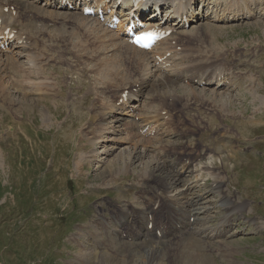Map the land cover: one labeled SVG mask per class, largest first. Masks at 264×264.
I'll use <instances>...</instances> for the list:
<instances>
[{
    "label": "rangeland",
    "instance_id": "1",
    "mask_svg": "<svg viewBox=\"0 0 264 264\" xmlns=\"http://www.w3.org/2000/svg\"><path fill=\"white\" fill-rule=\"evenodd\" d=\"M43 11L46 13L52 12ZM49 17L58 18L56 13L50 14ZM77 24L85 34L81 24ZM52 25V22L48 24L49 27H52ZM186 32L190 33L191 29ZM203 34L207 36V39L203 40L204 43L200 40V45L196 48V51L201 52V49L206 46L208 47L206 49L208 53L216 54L218 58H221L234 50L233 53H239V60L233 66H237V71H240L244 78L239 80L235 89L231 92L230 95L232 97L229 95L224 97L222 95L225 98L223 100L221 96L216 98L218 95L210 94L213 100H217V106L205 108L206 103L200 98L191 99L187 114L195 115L202 125L208 124L211 129L214 128L215 123H220L221 119L224 118L220 124H227L226 129L230 132L228 147L231 144H236L240 149L245 148V150H237L238 156L224 162L226 175L231 176L233 174L230 188L235 185L243 189V193L238 198V201L244 202L248 206L247 211L242 213L243 216L252 219V221L256 220L257 223L263 225L264 22L252 19L241 25H231L224 28L207 26ZM70 36L72 35L70 34ZM61 37H64L63 31L59 30H52L50 36L46 38L44 36L43 38L41 37L43 50H50L46 42H58ZM65 37L64 40L61 39L64 43L67 42L69 36L66 35ZM95 39L101 42V39L97 37H94L93 42ZM101 45L106 50V54L110 53L109 56H111V52L103 46L102 42ZM170 45L174 46L170 51L173 52V57L176 58H172V61H170L172 66L169 67H165L169 61L167 59L163 60L160 65L167 69L160 67V71L157 73L161 79L167 81L173 78L172 74L175 72L177 65L181 69H186L187 61L185 59L187 46L183 44L179 36L167 39L163 47ZM35 46L37 44H31L30 48ZM69 46L73 48L74 43H70ZM238 47H240L239 52L235 50ZM30 48L28 58H32ZM53 48L56 50L53 49L49 53V58H52V61L45 63L49 65L46 73L44 67L41 66L45 77H49L51 83V78L56 77L57 81L62 84V91L59 88L60 90L54 94L58 95V98L53 99L46 96H38L36 99L26 98L25 92H20L19 87L16 88L10 84L8 79L5 82L4 77L0 76L1 91L3 88L4 95L13 102L14 106L18 103L20 105V109L12 110L15 112L12 113L1 105L3 100L0 97V124L7 128L6 123L10 124L12 118L14 121L20 122L24 132V135L19 133L16 138L0 143V155L3 161V165L0 167V222L2 220L15 222L14 237L16 241L11 243V239L8 240L5 234L3 237L0 236V264H134L137 261L136 259H127V262L124 260L125 257L130 256L126 251L127 244L121 242L123 244V247H121V243L116 240H114V244L109 245V252L105 251V249L95 248L91 250L79 246L78 241L81 239L82 233L78 227H81L89 219L93 220L95 214L104 213L105 217H108L113 207H115L114 200L120 198L121 201L125 196L130 197V184L136 181L140 182V180H136L135 173L150 172L154 169V174H159L162 171L155 166H161V164L149 155L150 157L148 158L147 156H142L143 160H135L134 163L128 165V157L125 153L129 149L128 145L122 149L120 145L116 149V144L113 143L114 139L128 140L124 136L110 138L111 144L109 143L110 148H107L108 154L104 155L100 152L106 157L112 154L106 159L102 158L103 156L99 158L96 155L101 161L91 160L88 157L82 158L79 154L88 156L89 149L92 150L93 148L87 144L83 145L84 134L86 131L88 137H91L96 132L90 127H86V130L82 131L81 127L87 122L94 124L99 119L97 115L90 119L89 115H92L91 113L100 103V100L105 99L104 90L100 87L102 86L101 81L105 80L108 83L114 73H119L118 68L115 71L110 70V65H116L115 60H122L130 65H135L140 78L144 79L145 64L142 60L132 61L125 57H120V55H116L115 59L110 63H105V58L109 56L101 57V53L96 52L95 55L97 54L98 56L94 55V58H97L96 61L100 60L101 68L98 69L95 77L92 75V68L88 60H80L79 54L87 55L84 50L75 49L79 54L75 53L68 57L67 62L70 68L73 69L70 70L63 66L62 62H56L59 61L58 55L65 48V45L60 42L53 45ZM192 56L195 55L192 54ZM176 59L180 60L179 63H176ZM200 61V59H197L199 64ZM205 61L204 67L214 66L219 63L215 59H206ZM92 63H94L93 60ZM96 66H99V64L94 67ZM10 67L11 71L19 72L18 67L13 65H10ZM9 69L6 67L5 72H8ZM117 78L115 76L114 82H116ZM250 80L251 82H249ZM126 85H128L127 81L118 86ZM7 88H11V90ZM35 89L39 90V88ZM66 89L70 95H68L69 97L67 96L69 99L64 101L63 96L67 94ZM42 91L46 92L44 88H42ZM19 93H23L25 98L19 97ZM70 98L75 100V105L81 111L76 109L73 105V100H70ZM59 99L63 100L61 107L57 106ZM41 110L49 114L48 116L52 118L53 123L48 121L45 116L43 117ZM131 111L127 110V113H135L137 108L136 111ZM153 111L158 114V111L154 109ZM145 114L151 115V113ZM15 115L19 116V118L23 117L24 120L17 119ZM64 118L69 119L70 123L62 120ZM102 118H106V116H102ZM109 120H111L110 117L106 119V121ZM169 125L166 124L167 128H169ZM78 126L81 127L78 128ZM104 129L102 134L105 132L112 134L114 128L105 125ZM168 130L171 131V129ZM98 138H102L104 141L107 140L104 134L103 136H98ZM85 139H87L86 136ZM185 140L193 142L192 137H188ZM98 143L99 141L96 145ZM162 143L164 144L161 146V151L167 148L165 145L168 144L161 141L158 145ZM106 146H108V143H105L104 147ZM102 148L100 149L101 151L103 150ZM140 149L142 150V147ZM82 151L83 153H81ZM146 152L148 154L152 152V155H155V152L151 150ZM92 154L94 155L95 153L92 152L90 155ZM51 161H54V166H51ZM88 161L89 166L84 165ZM83 165L84 169L88 171L86 174L78 175L73 168L81 173ZM167 170L171 173L168 168ZM155 175L143 185L134 184L148 188L151 183L159 180ZM121 176L123 177L122 179H120ZM117 179H119L117 182L118 189L121 190L120 195L123 194V197L117 195L114 190L117 186L112 183ZM88 183L92 186L96 185V187H93L95 191H89L91 187H89ZM102 186L109 187L103 189ZM99 187L100 189H98ZM116 195L117 197L114 199ZM151 198L154 199V197ZM102 202H104L103 205L106 208L103 211L97 207ZM144 208L146 209V205H144ZM83 229L89 232L93 230L92 227L86 226H83ZM91 236H95V234H91ZM240 239L234 243L242 247V249H238V257L243 261V264H248V259H244L240 254H246L262 260L263 253L261 248L262 246L264 247V227L260 231L248 233ZM6 245L7 248L5 247ZM81 245L86 246L87 244L82 243ZM229 245L223 264H231V262L235 264L233 255L237 250L233 244ZM137 247L139 248H136L137 251L146 249L144 246ZM226 248L228 249L225 244L222 249ZM189 249L187 247L185 251ZM230 249L231 253L229 252ZM127 250H131V248ZM190 251H194L198 256L202 255L200 257L204 263L206 262L205 264H213L209 253L206 254L207 256L205 253H199L197 247L193 245ZM165 252L164 249L159 250L160 256H164ZM164 258L162 260L166 264H183L179 258L188 261V263L191 262V264L199 262L197 259H190L188 255L184 254L181 257H177L169 250ZM253 258L249 259L254 260ZM194 260L195 262L193 263ZM199 264L201 263L199 262ZM217 264H220V262L217 261Z\"/></svg>",
    "mask_w": 264,
    "mask_h": 264
},
{
    "label": "bare ground",
    "instance_id": "2",
    "mask_svg": "<svg viewBox=\"0 0 264 264\" xmlns=\"http://www.w3.org/2000/svg\"><path fill=\"white\" fill-rule=\"evenodd\" d=\"M14 1H15V3L11 5L12 8H10V13L9 14L7 13L6 15L3 14L2 15L3 19L0 22H1V25L3 27L9 26L11 28H18L20 30V33L17 35V40L18 39L21 40V45L19 47H15L12 51V53L16 56V58L9 57L8 53H5L4 51H0V71L5 72V68H6L7 64H9V63L11 65H13L14 67L19 68V72L18 71L13 72V71H11V69L8 70V72L11 71V73H12V75L9 77L8 80H9V83L12 84L13 86H15L16 88L19 87L20 92H25L26 98H29L27 96L28 94H30L32 96H34V94H36V96L31 98V99H36V98H38V96H46L48 98H53V99L58 98V95H54V94L57 91H59L60 89L54 88V86L50 82V79L48 77H44L45 73H44V71H42V66H41L42 64L35 60L37 55L47 53V51L43 50V48H42V42H41L40 38L41 37L43 38V36L46 38L49 35L47 34V31L44 28V26H42V28L39 29V28L35 27L34 24L32 23V19L34 17L41 18L43 20V22L48 21L51 19L49 17L50 14H53V13H56L57 17L62 16L64 18L63 20H67V18L65 17V15H61V14H66V15H69V16H72L73 18H75L77 20V21L76 20L75 21L77 23L81 24V26L84 29L85 34L83 33L81 27H79L80 30L82 31L86 41L93 42L94 37L100 38L103 46L105 48H107L108 51L111 52V56H109L108 58H105V61H104L105 63H110L111 61H113L115 59L116 55H120V57H125L127 59L132 60V61L142 60L145 64V69L143 71L144 79L150 78V79H155V80H163L157 74L160 71V66L154 64L150 60L148 52L138 50L135 47H133L132 45H130L129 43H127L126 40L119 39L113 32H111L110 30H108L106 28H103L101 26V24L97 23L95 20L92 19L91 25H89L88 21H86L84 19V16H82L80 13L79 14L78 13H71V12H69V10H65L66 8L65 9H59L58 8V9L53 10V11L52 10H45V11H52L50 13H46L43 10H39L38 6L33 2L32 3L26 2V0H23L24 2H21V0H14ZM35 1H37V0H35ZM100 1H102V0H100ZM146 1H149V0H146ZM159 1H161L163 4L170 5L172 8V12H174L175 14H177V16H179L182 14V11L186 10L188 7H191V1L192 0H159ZM3 2H4V4L7 3L6 0H3ZM107 3L113 4V1L109 0ZM33 4H35V5H33ZM230 4L235 5L236 0L230 2ZM154 7H155V5H154ZM13 10L15 11V14L11 13ZM235 12L238 13V15H242V11L237 10ZM29 15H32V18H30ZM59 21H60V19L57 20V22H59ZM178 36L180 37L179 34H176L175 36H172V37H178ZM28 38H31V40H29ZM167 39H169V38H167ZM167 39H165L164 41L161 42V46H163L164 43H166ZM31 44L32 45L37 44V46H35L34 48H30ZM29 48L32 51L31 52L32 58H28V55L30 54ZM172 48H174V46L170 45V46L164 47V50L166 52V51H170ZM72 50H75V49H72ZM196 53L201 54V52H198V51H196ZM20 55H22L21 57L25 58V61L23 63L19 62V64H17V60H18L17 58ZM95 56L97 57L98 55L96 54ZM185 59H187L186 69H181L177 65L175 68V72L180 70V72L187 73L189 71L201 69L200 66H197L196 68L193 67V63L191 60L192 59L197 60L198 58L196 56H192V54L191 55L186 54ZM11 60H16V62L15 61L13 62ZM175 61H176V63H179L180 60L176 59ZM218 64L219 63L215 64L214 66L203 67V71L212 72L213 76H216L214 73L220 72V70L218 68ZM116 68L117 67L114 65H110V67H109L110 70H114V71L117 70ZM8 72H6V73H8ZM176 81H178L179 83L181 82L179 80H176ZM217 81H220V80H217ZM101 82H102L101 83L102 85L107 83L105 80L101 81ZM19 85H22V86L20 87ZM35 88H39V90H36ZM42 88H44L47 93L43 92ZM7 89L11 90V88H7ZM126 90L128 92V95L126 96V100L125 101L123 100L122 109H121L119 107V105L116 104V102L118 101V98L120 97L121 93L126 91ZM15 93H17V91H15ZM0 94H1L2 98H6V100H8V97L4 95L3 88H2V91L0 89ZM18 95H20L19 97H21V98H25L23 93H21V94L19 93ZM142 96H143L142 90L141 89H138V90L131 89V86L129 83L126 86H117L114 89L112 101H113L114 105L118 108V110H120V112H119L120 115H116V116L114 115V116H112V118L114 119L115 122L119 123V126L123 125L124 123L127 124L125 131L123 132V134L125 133V135H122V136L126 137L128 140L114 139L113 143L116 144V149H118L120 147V145L123 141H125L129 144H132L131 148H129L125 152L126 156L128 157L127 158L128 163H129L128 165H131L132 163H134L135 160L136 161L137 160L138 161L143 160L142 156H147V158L150 157L146 151H149V150L152 151V149H149L148 147L143 145L145 140L151 139V138H154V139L164 138L166 141H171V139L174 138V136H175V133L172 129L173 120L171 118V115L166 114V112L162 115L161 111H158V114H155L152 107L148 106L150 104V102H147L142 108H141V103H140V105L137 107V111L135 113H131V114L127 113L125 104L129 100L134 101V100H137V98H140V101H141ZM122 98L124 99V97H122ZM63 99H64V101H66L69 98H67V96H63ZM7 103H9V102H7ZM103 108L102 107L99 108V113L101 114V116L110 115V113L112 111L111 110L108 111L106 108L105 109H103ZM18 109H20V105L18 106L17 109L14 108V110H18ZM161 109L163 110L164 108H161ZM144 112L145 113H151V115H146ZM42 113H43V117L45 116V118L48 121L52 122V118L48 116L49 114H46L45 111H42ZM122 114H129L130 117H124V116H122ZM159 115H160V117H159ZM165 116H167L166 119H165ZM146 118H149L152 120H157V121H155V124L149 126L147 132L151 131L152 129H155V131H157V132L154 135H143V134H140L139 131L137 130L136 135L139 136V138H136L134 132H131V129L137 128L138 121L139 120L141 121V120L146 119ZM170 119H171V122L169 123ZM166 124H170L169 128H167ZM144 125H147V124H144ZM111 127L114 128L112 132L115 135H117V136H114L116 138L120 136V135H118L119 130L124 129L123 127H121L120 129L116 128L114 125H112ZM168 129H171V131ZM100 136H103L102 132H100ZM102 142H105V141L102 138H99V143H102ZM176 143H180V142H176ZM110 144H111V142H110ZM167 145H165V147H167ZM139 146H142L144 149L143 150L139 149ZM164 149H163V151H161L162 153L167 152V148H164ZM101 153H103L104 155H107L108 154L107 148L104 147L103 150L101 151ZM96 155H97V153H95L94 155L93 154L90 155V159L92 158L91 160H100L98 157H96ZM164 159L167 162L171 161V162H174L175 164H178L179 166L177 165L178 166L177 174H179L180 177H181V175H184L185 178H181V180L179 178L169 179L170 182L166 185V191H168L170 194L164 195V197H162L158 201H156L157 205H161L164 202H167L166 213L168 214L170 212H176L175 216H173L171 219H172V221L176 222L178 227H180V228L188 227L193 222H201V224L203 226L206 223V219H207L210 208H209V206L205 205L204 202H201V200L203 199V195L205 194L206 190L200 188L197 191H191L193 188L192 186L195 184V181H193L191 179V175L189 174V173H191V162H190V160H195V158L192 156L191 153H184L183 152V155L179 154L176 158H174L172 160H170V158H168L166 155H164ZM222 165H223V163H221V166ZM123 167H129V166H123ZM155 167L156 168L158 167V169H161V171H162L161 173L156 174V175L165 177V179H167V175L165 174L166 170H165L164 166L161 165V166H155ZM203 167L209 168L208 165H205ZM211 168H213V167H211ZM154 172H155L154 169L151 170L150 172L145 171V172H143V175L151 177V176H153ZM208 172H209V174L208 173L205 174V177L213 176V178H214L213 182L211 183L212 188L210 187L208 191H211L212 193H216V195L219 196L221 201H225L227 198V195H224V190L222 189V186L225 182V176L224 175L221 176L219 174V172L215 171L214 169L211 171H208ZM203 177H204V175H203ZM143 179L144 178L139 179V180L141 181ZM179 188H181V189L179 190ZM213 188H215V189H213ZM154 199H157V197H154ZM161 201H162V203H161ZM182 206L185 207L187 209V212H190V213L187 215H183L181 212H179L178 209ZM245 206H246V204H244V202L239 203L238 204V211L243 212ZM143 207H144V205H142V208ZM175 208H177V209H175ZM232 208L234 211H236L235 207L232 206ZM148 215H149V212L147 213V217H148ZM188 217L192 218V221H190V219H188ZM126 218H129V215L121 217L117 223L121 224ZM148 222H149V220L146 222V224ZM217 226L218 225H215L214 227H217ZM196 230L198 231V233L200 232L199 234H201L203 232H206L208 229L205 227H202V228H198ZM218 230H219L218 228L209 230V233H207L206 236L208 237L210 235V238L217 237ZM117 236L119 238H123L124 234L119 233V234H117ZM149 243L154 244L153 241H150ZM225 244L228 247V249L226 248L227 250L222 249V247ZM192 245L194 247H197V250L199 253H205V255L208 253L210 255L214 254V255L219 256L221 260H223L224 258L226 259V257H225L226 252L229 250V246H230L228 243H223L219 247L204 250L198 242L188 239L185 243L179 244L176 247H173L170 249L166 248L165 249V251H166L165 255L169 250L172 252V254L176 255L177 257H181L184 254V255H188V257L190 259L195 258L201 264H205L206 262L204 263L202 261L203 259L200 257L202 255L198 256L197 254L194 253V251H190ZM151 246L153 247L154 245H151ZM187 247L190 249L188 251H185V250H187ZM159 250L160 249H157V248H146V249L140 250L138 252H131L128 254L130 256L125 257L124 260L127 262V259H132V260L136 259L137 261L134 264H166L162 260V259H165L164 258L165 255L160 256ZM229 252L231 253V249ZM220 255H222V256H220ZM209 258H210V256H209ZM179 260L183 264H191V262L188 263V261H186L184 259L179 258ZM194 262H195V260L193 261V263ZM199 262H195V264H199ZM231 264H232V262H231Z\"/></svg>",
    "mask_w": 264,
    "mask_h": 264
}]
</instances>
